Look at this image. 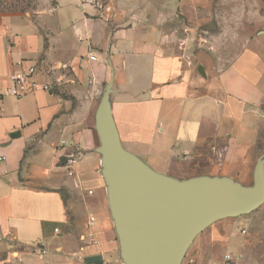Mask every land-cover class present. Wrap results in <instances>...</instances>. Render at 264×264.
Segmentation results:
<instances>
[{
	"label": "crops",
	"instance_id": "crops-1",
	"mask_svg": "<svg viewBox=\"0 0 264 264\" xmlns=\"http://www.w3.org/2000/svg\"><path fill=\"white\" fill-rule=\"evenodd\" d=\"M75 1L0 0V234L13 239L0 264H128L99 153L107 88L123 148L152 172L243 188L264 177V49L232 28L244 19L221 24L219 0ZM23 61L50 91L7 95ZM187 252L181 264H264V209L212 223Z\"/></svg>",
	"mask_w": 264,
	"mask_h": 264
},
{
	"label": "water",
	"instance_id": "water-1",
	"mask_svg": "<svg viewBox=\"0 0 264 264\" xmlns=\"http://www.w3.org/2000/svg\"><path fill=\"white\" fill-rule=\"evenodd\" d=\"M97 116L110 208L128 264H181L194 239L212 223L250 214L264 204V177L243 188L226 179L178 182L127 152L109 108Z\"/></svg>",
	"mask_w": 264,
	"mask_h": 264
},
{
	"label": "rangeland",
	"instance_id": "rangeland-1",
	"mask_svg": "<svg viewBox=\"0 0 264 264\" xmlns=\"http://www.w3.org/2000/svg\"><path fill=\"white\" fill-rule=\"evenodd\" d=\"M25 1L32 4L34 0H25ZM69 1L76 3L75 0H69ZM106 2L107 0H102L103 5H106L105 4ZM219 2L221 3V5L219 4V7L217 8L215 14L219 19V21L221 22V24H225V25L228 23L235 24V22H227V21L235 20L238 22L239 20L244 19L243 25H241L240 27H236V25H233L232 28L239 30V33L244 38H251L252 40H256V41L258 40L256 46L257 47L260 46L261 49H264V42H262L263 41L262 36L264 33V0H219ZM27 10L29 9H23V11H27ZM68 17L71 23L72 22L75 23V19H73L74 16L72 14H70ZM255 18L256 20L258 19L257 21H259L258 26L252 25L250 22L252 19L255 21ZM258 32H260V34H258ZM222 44L224 45L223 48L227 47L228 45V43L226 42H223ZM243 45L244 43L239 42L238 39V41H236V50L234 51V53L237 54L240 51V49L243 48ZM232 59L233 56L227 57L225 59V63L229 64L230 61H232ZM215 61L216 59L213 58L211 63L213 62L212 64H214ZM260 209H264V204L258 210ZM83 214L81 213V216H79L82 220H84V215H85ZM187 254L188 252L185 254L184 256L185 258L187 257Z\"/></svg>",
	"mask_w": 264,
	"mask_h": 264
},
{
	"label": "built area",
	"instance_id": "built-area-1",
	"mask_svg": "<svg viewBox=\"0 0 264 264\" xmlns=\"http://www.w3.org/2000/svg\"><path fill=\"white\" fill-rule=\"evenodd\" d=\"M82 2H85L87 0H81ZM95 2L96 6H100V1L102 0H92ZM101 7V6H100ZM107 12H111L112 8L110 6H102ZM87 58L92 61L96 62L97 57L93 53V51H89ZM19 70L16 72L11 73L8 76V88H7V95L13 96L16 99H22L28 95L35 94L39 91H45L48 92L51 90L50 85L42 83L38 80V67L36 64L23 61L19 64ZM64 143V142H63ZM6 158L3 155H0V163L5 162ZM76 162V159L74 157L70 158V160L67 163L68 176L73 177L75 174V171L73 169V164ZM92 194V192H90ZM96 219L95 217L90 218V226H93ZM11 235L4 236L0 234V240L1 241H9L12 242L13 239L10 237ZM34 252L38 255V257L41 259L43 256L47 253V249L43 243H37L34 244L33 247ZM227 264H238V259H235L234 257L227 255L225 257Z\"/></svg>",
	"mask_w": 264,
	"mask_h": 264
}]
</instances>
